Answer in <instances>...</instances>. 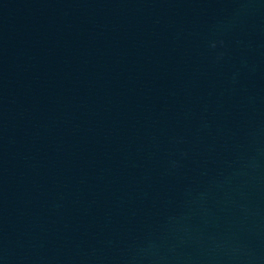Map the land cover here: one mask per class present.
Instances as JSON below:
<instances>
[{"label": "water", "instance_id": "water-1", "mask_svg": "<svg viewBox=\"0 0 264 264\" xmlns=\"http://www.w3.org/2000/svg\"><path fill=\"white\" fill-rule=\"evenodd\" d=\"M0 264H264V0H0Z\"/></svg>", "mask_w": 264, "mask_h": 264}]
</instances>
